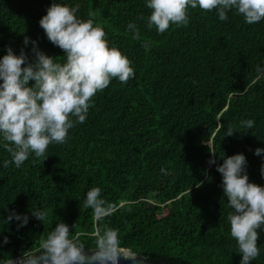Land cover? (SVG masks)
Wrapping results in <instances>:
<instances>
[{"label": "trees", "instance_id": "16d2710c", "mask_svg": "<svg viewBox=\"0 0 264 264\" xmlns=\"http://www.w3.org/2000/svg\"><path fill=\"white\" fill-rule=\"evenodd\" d=\"M54 2L79 4L84 20L95 12V23L135 75L98 91L86 121L69 130L65 143L50 144L44 157L30 154L17 168L0 136V264L38 249L60 221L75 224L93 248L96 222L83 207L93 187L118 206L101 226L119 229L121 245L138 256L168 264H240L216 167L224 157L244 154L249 182L264 186V154H254L264 149V74L256 79L257 68L264 69V20L250 25L233 11L221 21L214 11L189 7L187 26L159 33L147 27L146 0H0V58L11 47L32 60L36 41L56 62L66 60L39 26ZM129 23L137 25L139 39ZM245 120L254 126L242 127ZM230 127L235 133L226 136ZM211 159L216 164L209 165ZM12 210L29 216L26 227L7 222ZM36 210L48 212L42 223L31 216ZM5 236L10 242L3 245ZM259 236L260 255L251 264H264V226Z\"/></svg>", "mask_w": 264, "mask_h": 264}, {"label": "clouds", "instance_id": "9594fccd", "mask_svg": "<svg viewBox=\"0 0 264 264\" xmlns=\"http://www.w3.org/2000/svg\"><path fill=\"white\" fill-rule=\"evenodd\" d=\"M145 6L151 10L147 27L155 26L159 33L170 25L187 26L189 7L214 11L221 21H226L233 11L250 25L264 20V0H146ZM79 10V4L70 7L54 2L39 21L48 41L65 53L63 63L39 50L36 41H31L32 60L23 48L17 55L11 47L0 58V136L17 168L30 154L44 157L50 144L65 143L69 130L86 121L90 107L94 106L92 98L113 79L127 83L135 75L132 62L117 47L109 45L103 27L95 23L96 13L89 12V18L84 20L78 17ZM127 27L135 39L140 38L135 23ZM29 42L30 38L25 36V47ZM257 73L258 80L264 69L258 67ZM254 123L245 120L242 127L251 129ZM234 133L230 127L226 136ZM254 154L261 156L264 149L257 148ZM208 163L214 165L216 160ZM8 164L5 161L4 167ZM216 171L222 176L224 197L232 209L228 221L241 254L240 264H251L260 255L257 242L264 226V186L249 182L244 154L224 157ZM261 173L264 175V167ZM83 207L92 210L96 222L89 234L94 238L93 248L86 247L80 238L83 233L74 231L75 224L69 226L60 221L40 240L38 249L25 250L15 258L6 256L3 264H120L121 259L138 264L137 253L121 245L119 229L100 224L118 210L115 203L102 198L101 188L93 187L86 193ZM31 216L42 223L48 212L31 211ZM13 220L19 230L28 225L29 216L12 210L7 222ZM9 242L5 236L2 244Z\"/></svg>", "mask_w": 264, "mask_h": 264}, {"label": "water", "instance_id": "95a60500", "mask_svg": "<svg viewBox=\"0 0 264 264\" xmlns=\"http://www.w3.org/2000/svg\"><path fill=\"white\" fill-rule=\"evenodd\" d=\"M137 260H138V264H168V262L164 261V260L161 262H153V261H150L147 258L141 257V256H139L137 258ZM120 264H132V262L131 261H125V260L121 259Z\"/></svg>", "mask_w": 264, "mask_h": 264}]
</instances>
